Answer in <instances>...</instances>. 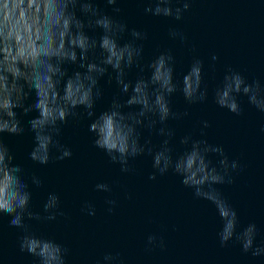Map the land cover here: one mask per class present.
Listing matches in <instances>:
<instances>
[{"label": "water", "instance_id": "water-1", "mask_svg": "<svg viewBox=\"0 0 264 264\" xmlns=\"http://www.w3.org/2000/svg\"><path fill=\"white\" fill-rule=\"evenodd\" d=\"M97 2L104 12L126 23L129 29L147 33L146 40L137 42L144 46L142 64L151 62L161 52L171 51L175 58L174 79L182 81L193 58L204 62L202 88L207 87V100L190 105L179 91L169 97L174 112L189 113L167 122L175 131L174 150L182 152L184 146L179 140L190 134L193 139H206L221 146L229 160L238 161L240 168L232 173L234 183L216 187L237 212V231L256 224L255 243L259 245L264 241V113L240 95L242 113L236 115L220 108L214 94L228 68L240 72L248 82L259 79L264 83V0H191L190 9L179 21L146 13L149 0H118L114 6L106 5L104 0ZM113 7L121 8V12L114 13ZM172 7H182V3L173 0ZM170 29L182 32L186 40L173 39ZM124 39L130 36L126 34ZM213 55L218 59L213 61ZM67 67L69 74L81 70L75 65ZM138 74L139 70L133 68L127 79L134 82ZM143 75L147 78L151 71L146 69ZM99 85L103 97L95 104L97 116L119 92L115 80L108 83V75L100 79ZM33 98L25 105L32 103ZM14 111L25 132L2 135L14 162L25 170L32 192L29 207L46 215L43 205L48 194L55 193L60 198L59 210L64 213L52 221L26 219L25 223L36 235L66 247V264H104L103 256L108 253L119 254L123 264H264V257L243 252L234 240L221 246L217 233L222 225L215 206L194 197L193 190L181 183V177L169 171L163 176L157 174L155 180L149 179L154 171L151 156L130 160L133 171L121 172L119 164H113L102 150L94 147V134L88 130L90 119L69 118L62 127L58 139L71 149L70 158L51 160L47 165L31 161L34 139L28 131V121L38 113ZM203 121L210 126L204 128ZM142 132L141 142L149 136L146 129ZM151 138L156 145L162 139L154 134ZM209 158L216 163L220 157L210 154ZM33 174L42 181L40 187L31 184ZM98 183H108L111 192L96 190ZM107 200H115L116 205H108ZM86 202L95 208L94 216L82 211ZM109 207H113L112 212L107 211ZM10 219L0 214V264H37V258L20 251L23 232L11 227ZM149 235L157 236V243L162 237L164 248L148 245Z\"/></svg>", "mask_w": 264, "mask_h": 264}, {"label": "clouds", "instance_id": "clouds-1", "mask_svg": "<svg viewBox=\"0 0 264 264\" xmlns=\"http://www.w3.org/2000/svg\"><path fill=\"white\" fill-rule=\"evenodd\" d=\"M104 2L114 6L118 0ZM176 3H182V7L173 8V0H149L144 11L179 21L190 9L191 0H176ZM112 11L119 13L121 8L113 7ZM126 34L130 39H124ZM169 35L182 42L186 40L176 29H170ZM147 38L146 32L129 29L126 23L104 12L97 0H0V214L10 216L9 225L22 230L20 251L37 258V264H66L69 250L54 239L36 235L25 220L52 221L64 213L59 210L60 198L55 193H49L43 205L46 215L29 207L32 192L25 170L14 162L2 135L25 132L15 109H22L25 115L38 113L28 121V131L34 139L29 153L31 161L47 165L51 160L70 158L71 149L58 139L62 127L69 118L90 119L88 130L94 134V147L102 150L113 164H119L121 172L133 171L130 160L145 154L151 156L154 171L149 179L155 180L157 174L163 176L171 171L181 177L186 188L193 190L194 197L215 206L222 225L217 233L222 247L234 240L243 252L264 257V241L255 243L256 224L250 223L237 231V212L216 187L234 183L232 173L240 168L238 161L229 160L221 146L206 139H193L190 134L179 140L184 150L178 153L174 150L175 131L167 122L189 113L174 112L169 97L179 91L190 105L206 101L208 90L202 88L204 62L193 58L182 81H176L171 51L161 52L147 64L141 63L144 46L137 42ZM217 59L212 56L213 61ZM69 65L83 71L69 74ZM133 68L139 70L134 82L127 79ZM146 69L151 71L147 78L143 75ZM105 75L109 84L115 80L119 92L97 116L95 104L103 97L99 81ZM240 95L264 113V83L259 79L248 82L240 72L228 68L215 89V103L240 115ZM123 96L127 99H122ZM30 98L32 103L25 105ZM209 126L208 121H203L204 128ZM144 129L149 136L141 142ZM153 134L162 138L158 145L152 142ZM210 154L218 155L219 160L214 163ZM30 179L31 184L41 186L42 181L36 175ZM95 187L98 191L112 190L108 183H98ZM106 203L116 205L115 200ZM82 211L95 215V208L87 202ZM107 211L112 212L113 207ZM157 240L155 235L147 237L148 245L163 249V238H159V243ZM103 262L123 264L119 254L111 253L103 256Z\"/></svg>", "mask_w": 264, "mask_h": 264}]
</instances>
